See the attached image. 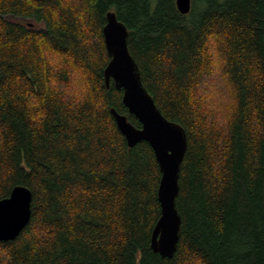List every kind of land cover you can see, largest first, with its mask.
Wrapping results in <instances>:
<instances>
[{"label": "trees", "instance_id": "16d2710c", "mask_svg": "<svg viewBox=\"0 0 264 264\" xmlns=\"http://www.w3.org/2000/svg\"><path fill=\"white\" fill-rule=\"evenodd\" d=\"M109 11L187 131L173 257L151 247L155 152L130 147L111 113L141 127L106 84ZM16 185L32 216L0 264H264V0H192L188 14L176 0H0V199Z\"/></svg>", "mask_w": 264, "mask_h": 264}, {"label": "water", "instance_id": "95a60500", "mask_svg": "<svg viewBox=\"0 0 264 264\" xmlns=\"http://www.w3.org/2000/svg\"><path fill=\"white\" fill-rule=\"evenodd\" d=\"M176 5L180 13L188 14L192 0H176ZM103 33L111 57L104 71L106 84L110 86L113 79L116 87L123 89V102L138 118L141 127L135 126L127 115L115 108L111 113L130 147L141 141L150 143L162 172L158 189L161 215L152 232L151 247L163 257H173L182 226L176 200L188 149L187 131L162 113L145 87L140 67L129 49V30L114 11L107 13ZM32 201L33 192L26 185L14 186L9 196L0 199V241L13 240L23 231L32 216Z\"/></svg>", "mask_w": 264, "mask_h": 264}, {"label": "rangeland", "instance_id": "374dc122", "mask_svg": "<svg viewBox=\"0 0 264 264\" xmlns=\"http://www.w3.org/2000/svg\"><path fill=\"white\" fill-rule=\"evenodd\" d=\"M212 78L215 79V76H212ZM204 90H206V92L208 91L209 94L211 95V97L213 96L214 98H216L215 95H220V88L219 87L213 88V87H210L208 84L205 83Z\"/></svg>", "mask_w": 264, "mask_h": 264}]
</instances>
